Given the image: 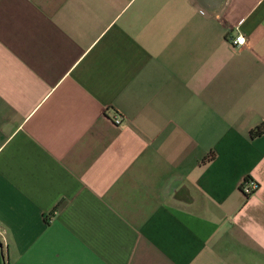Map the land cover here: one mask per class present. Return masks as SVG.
Here are the masks:
<instances>
[{"label": "crops", "instance_id": "1", "mask_svg": "<svg viewBox=\"0 0 264 264\" xmlns=\"http://www.w3.org/2000/svg\"><path fill=\"white\" fill-rule=\"evenodd\" d=\"M0 264H264V0H0Z\"/></svg>", "mask_w": 264, "mask_h": 264}, {"label": "built area", "instance_id": "2", "mask_svg": "<svg viewBox=\"0 0 264 264\" xmlns=\"http://www.w3.org/2000/svg\"><path fill=\"white\" fill-rule=\"evenodd\" d=\"M231 44L235 48H241L245 46L246 38L243 35H237L233 40H231ZM121 120L122 119L120 118H115L114 123L118 125L121 123ZM258 187V184L254 180H246L243 182L241 190L245 196H250L257 191Z\"/></svg>", "mask_w": 264, "mask_h": 264}, {"label": "trees", "instance_id": "3", "mask_svg": "<svg viewBox=\"0 0 264 264\" xmlns=\"http://www.w3.org/2000/svg\"><path fill=\"white\" fill-rule=\"evenodd\" d=\"M260 133H261V131L259 129H256L254 131H251L250 134H251L252 137H255V136L259 135Z\"/></svg>", "mask_w": 264, "mask_h": 264}]
</instances>
